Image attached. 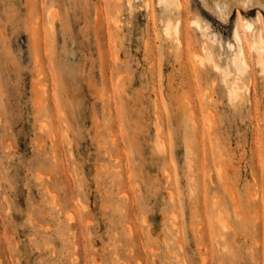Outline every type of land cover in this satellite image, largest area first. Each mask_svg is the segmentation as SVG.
<instances>
[{"label": "rangeland", "instance_id": "1", "mask_svg": "<svg viewBox=\"0 0 264 264\" xmlns=\"http://www.w3.org/2000/svg\"><path fill=\"white\" fill-rule=\"evenodd\" d=\"M207 2L0 0V264H264V66Z\"/></svg>", "mask_w": 264, "mask_h": 264}, {"label": "bare ground", "instance_id": "2", "mask_svg": "<svg viewBox=\"0 0 264 264\" xmlns=\"http://www.w3.org/2000/svg\"><path fill=\"white\" fill-rule=\"evenodd\" d=\"M177 1H179V0H159V3H161L164 6V8H168L169 6L177 3ZM245 4H249V5H251V7L245 8L243 6ZM207 6L209 9L214 11L218 15V17L222 20H226L229 18V16L231 15V12H232V8L234 6L238 7L236 9L237 21H236V25H235V28L233 31V37H234V40L236 41L238 46H237L236 52L233 54L231 63L239 71L242 70L243 66H245V64L247 63L245 61L243 43L244 42L249 43V41L247 40L246 36L242 33V30H243L242 28L244 27L250 33V40H251V42L249 43L250 47L256 55L257 63H259L261 68H262V66H264V26H263L264 15L260 9H258L256 11V19H257V21L260 22V29L258 31H255L256 26L254 25V23H252L249 20H246L243 23L244 18L242 16L239 8L246 11V10H250L251 8L253 9L255 7H260L264 10V1L263 0H208ZM195 24L200 27L199 22H196ZM170 25H171V23H170ZM203 28H204V30H202V27L200 30H202L201 32H203V34L205 32L204 36H206V32H208V30L205 31L206 28L205 27H203ZM167 29H169V28H167ZM174 30H176V28H174ZM167 31H169V30H167ZM201 57H202V55H201ZM242 73H244V71ZM236 77H237V75H236ZM237 86H238V84H237ZM246 90H248V89H246ZM239 91H240L239 87H236L235 89L232 88V94L231 95L234 96V98H238L240 96ZM241 99L242 98H240V100Z\"/></svg>", "mask_w": 264, "mask_h": 264}, {"label": "snow or ice", "instance_id": "3", "mask_svg": "<svg viewBox=\"0 0 264 264\" xmlns=\"http://www.w3.org/2000/svg\"><path fill=\"white\" fill-rule=\"evenodd\" d=\"M245 8H248V7H251V5H249V4H245V5H243Z\"/></svg>", "mask_w": 264, "mask_h": 264}]
</instances>
